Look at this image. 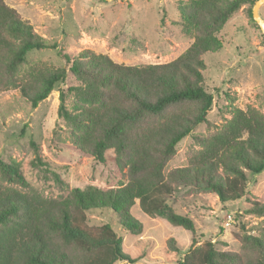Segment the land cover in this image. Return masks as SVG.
<instances>
[{
  "label": "trees",
  "instance_id": "trees-1",
  "mask_svg": "<svg viewBox=\"0 0 264 264\" xmlns=\"http://www.w3.org/2000/svg\"><path fill=\"white\" fill-rule=\"evenodd\" d=\"M255 1L188 0L179 9L192 44L166 63L127 65L88 49L71 56L0 0V90L18 87L36 107L74 74L80 83L59 89L58 116L71 125L80 149L98 163L112 160L121 176L116 187L74 188L67 197H49L20 188L19 166L0 159V264H139L141 257L124 250L122 236L108 223H88L90 210L110 208L123 228L140 234L142 225L131 213L138 201L147 214L195 232L194 220L171 204L176 185L214 193L223 203L245 196L247 173L264 171V113L237 107L214 133L194 130L207 121L214 101L205 86L204 56L223 47L218 32L231 15ZM48 48L57 49L68 67L45 66L20 75L17 66L30 51ZM190 134L201 149L186 166L167 172L177 144ZM31 144L35 164L49 165L38 144ZM112 148L111 158L106 151ZM247 211L264 215V202L253 201ZM195 242L178 264H264V234H245L239 253L221 250L213 241ZM168 243L177 249L174 238Z\"/></svg>",
  "mask_w": 264,
  "mask_h": 264
},
{
  "label": "rangeland",
  "instance_id": "rangeland-1",
  "mask_svg": "<svg viewBox=\"0 0 264 264\" xmlns=\"http://www.w3.org/2000/svg\"><path fill=\"white\" fill-rule=\"evenodd\" d=\"M5 1L39 34L58 42L71 56L88 49L127 65L166 63L194 41L193 34L184 32L181 24L179 7L188 0ZM250 4L242 5L219 30L223 47L204 56L205 86L214 94V101L207 121L195 128L196 134L214 133L237 107L254 106L264 113V34L249 12ZM259 12L264 18V4ZM45 66L68 67L63 56L52 48L30 51L26 61L17 67L20 75H29ZM79 83L74 74H68L67 81L58 83L36 107L18 87L0 90V159L19 166L20 188H35L49 197H67L74 188L119 186L120 171L113 161L98 163L80 149L72 139L71 125L58 116L59 89ZM74 101V96H68V104ZM32 141L38 144L42 160L49 165L35 164ZM199 149L192 134L186 136L177 144L166 171L186 166ZM106 152L109 157L115 154L113 148ZM247 176L245 196L226 203L214 193L176 185L171 204L194 220L195 232L147 214L138 201L131 213L142 225L140 234L123 228L110 208L90 210L88 223H108L122 236L124 250L134 258L141 257L139 264H178L193 238L195 245L213 241L221 250L239 253L245 234H264V215L247 211L253 201L264 202V171ZM228 214L233 216L230 224L226 221ZM170 238L175 239L176 250L168 243Z\"/></svg>",
  "mask_w": 264,
  "mask_h": 264
},
{
  "label": "water",
  "instance_id": "water-1",
  "mask_svg": "<svg viewBox=\"0 0 264 264\" xmlns=\"http://www.w3.org/2000/svg\"><path fill=\"white\" fill-rule=\"evenodd\" d=\"M111 1V0H107ZM264 4V0H256L253 7H252V16L254 20L257 22L259 25L262 33L264 34V18L261 16L259 10L261 6Z\"/></svg>",
  "mask_w": 264,
  "mask_h": 264
},
{
  "label": "built area",
  "instance_id": "built-area-1",
  "mask_svg": "<svg viewBox=\"0 0 264 264\" xmlns=\"http://www.w3.org/2000/svg\"><path fill=\"white\" fill-rule=\"evenodd\" d=\"M226 221H227V224H230V222L233 221V216H232V214H228Z\"/></svg>",
  "mask_w": 264,
  "mask_h": 264
}]
</instances>
